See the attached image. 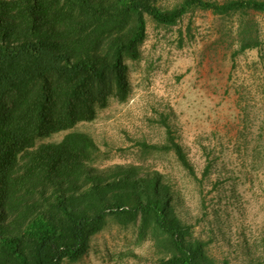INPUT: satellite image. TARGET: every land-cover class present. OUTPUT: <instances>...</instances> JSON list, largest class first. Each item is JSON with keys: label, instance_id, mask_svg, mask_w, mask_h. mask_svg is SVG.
<instances>
[{"label": "trees", "instance_id": "16d2710c", "mask_svg": "<svg viewBox=\"0 0 264 264\" xmlns=\"http://www.w3.org/2000/svg\"><path fill=\"white\" fill-rule=\"evenodd\" d=\"M156 2L0 0V264L76 262L109 217L136 224L137 240L152 241V264H229L191 235L161 173L139 174L134 164L106 172L94 165L93 137L71 130L93 120L109 97L126 100V61L140 58L147 17L172 26L194 8L264 14L261 0ZM240 42V51L252 48L258 36L244 26ZM66 130L60 140L36 143ZM137 146L142 154L172 152L195 175L169 126L163 143Z\"/></svg>", "mask_w": 264, "mask_h": 264}, {"label": "rangeland", "instance_id": "374dc122", "mask_svg": "<svg viewBox=\"0 0 264 264\" xmlns=\"http://www.w3.org/2000/svg\"><path fill=\"white\" fill-rule=\"evenodd\" d=\"M181 1L156 3L172 8ZM244 26L256 32L258 45L240 51ZM140 51L139 59L126 61V100L109 97L93 120L71 130L93 137L100 169L134 164L139 174L161 173L174 212L209 256L264 264V14L194 8L172 26L147 17ZM166 125L194 176L172 152H140L139 141H165ZM68 131L36 143L60 140ZM157 257L150 239L137 240L136 224L109 217L82 257L63 264H152Z\"/></svg>", "mask_w": 264, "mask_h": 264}]
</instances>
